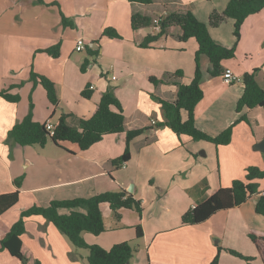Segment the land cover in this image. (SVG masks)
Returning <instances> with one entry per match:
<instances>
[{
	"label": "crops",
	"instance_id": "1",
	"mask_svg": "<svg viewBox=\"0 0 264 264\" xmlns=\"http://www.w3.org/2000/svg\"><path fill=\"white\" fill-rule=\"evenodd\" d=\"M228 1L151 0L150 4H141L128 0H43L46 5H40L36 0H0V92L19 96L15 103L0 96V195L13 192V181L22 177L17 204L0 215V240L20 212L33 205L47 206L51 201L132 187L134 198L141 202V218L123 210L116 221L107 205H102L106 231L82 234L87 244L109 250L115 244L137 241V252L129 264H209L219 247L220 264H244L225 249L260 264L248 237L250 231L264 233V217L255 212L257 195L215 213L199 225L184 226L181 217L220 188H230L234 180L245 181L248 167L264 171V151L253 149L264 140V109L236 111L245 73L256 70V82L264 89V9L246 18L235 57L221 62L222 71L231 70L239 81L227 83L222 76H211L208 58L199 59L203 97L194 109L195 125L214 137L242 116L249 122L234 126L228 145L216 147L187 136L177 137L168 127H161L149 141L143 135L131 141L130 159L122 168L110 171L107 163L125 151L124 133L106 135L83 151L75 144L51 143L48 155L45 151L49 143L40 148L7 141L8 131L29 112L33 121L52 126L61 115H68L67 124L76 127L80 119L94 113L101 94L107 90L119 100L129 130L147 128L151 121L161 122L163 114L156 97L173 100L176 86L155 85L151 79L181 71L177 82L188 84L195 70L197 44L193 39L179 41L180 29L173 26L155 42L143 46L146 37L157 33L152 27L132 30L131 17L139 14L153 21L190 11L208 26L215 42L230 46L235 41L232 20L226 19L218 27L208 25L210 14L221 13ZM62 16L72 26L63 27ZM105 29L119 38L104 36ZM79 38L86 45L84 54H75ZM57 44L58 58L37 52ZM31 69L54 83L56 106L49 104L42 87L29 81ZM91 80L97 82L91 85L94 88L90 96L84 98L81 93ZM20 83V87L10 88ZM186 118L183 112L182 119ZM26 149L33 159L23 156ZM37 162L43 170L37 178H46V183L33 185L27 170ZM252 182L258 184V192L264 190V179ZM32 223H37L35 233L46 243V264L87 263L86 256L76 252L52 224L33 216L26 219L21 236V251L28 264H41L27 249L33 241L28 228ZM137 225L141 228L140 239H136ZM0 264L21 263L7 251H0Z\"/></svg>",
	"mask_w": 264,
	"mask_h": 264
},
{
	"label": "trees",
	"instance_id": "2",
	"mask_svg": "<svg viewBox=\"0 0 264 264\" xmlns=\"http://www.w3.org/2000/svg\"><path fill=\"white\" fill-rule=\"evenodd\" d=\"M141 4H150L151 0H128ZM37 4L46 5L43 0H36ZM53 5V4H49ZM48 6V4H47ZM264 9V0H229L225 9L221 12H212L208 19L210 27H218L224 20L230 19L233 22L234 44L227 46L215 42L208 31V26L199 22L190 11L170 14L165 19H160V32L154 36H148L143 46L155 42L167 31L175 26L180 29L179 41L186 42L189 39L196 41L197 50L194 54L195 70L193 77L188 84L177 82L182 77L181 71L164 73L160 79H151L155 85L173 84L176 92L173 100L156 97L163 114V120L144 129L129 130L126 126V119L123 115L122 106L111 90L101 94L96 110L88 119H80L76 127L67 124L68 115H61L52 130L46 129V124L33 121L29 112L21 122L15 124L7 133V141L21 147L37 146L45 147L48 143L59 145L70 143L77 145L79 150H86L93 144L99 142L102 137L113 134H125L126 147L124 153L107 163L108 169L118 170L130 159L129 144L135 138L144 136L147 141L155 135V131L161 127H168L177 137L187 136L193 141H205L217 146L228 145L231 141L232 130L239 122L249 123L245 116L232 122L225 130L212 137L195 125L194 109L203 97L200 88L201 70L199 59L201 56L208 58L213 68L209 74L213 77L222 75L221 62L235 57V47L240 39L241 29L247 17L259 13ZM63 27L72 26L70 22L61 17ZM131 28L137 30L153 26V21L146 16L139 14L131 17ZM103 35L109 38H119L110 29H105ZM60 45L57 44L45 50H38L52 58L59 57ZM256 70L245 73L242 76L243 92L236 106L239 112L242 108L264 109V89L260 88L255 79ZM29 81L34 86H40L46 93L50 105L58 103L54 83L47 77L34 72L31 69ZM91 80L86 89L81 93L84 98L90 96L89 87L96 83ZM22 83L13 87H20ZM6 101L18 102L19 96H10L0 92ZM186 113V120L182 119V113ZM264 179V171L256 167H248L245 170V181L234 180L230 188H220L205 201L194 208L186 211L181 217L184 226L199 225L219 211H225L244 203L250 196L257 195L255 212L264 217V196L258 192V184L254 180ZM22 177L13 181L15 190L11 193L0 195V215L17 204L20 193ZM107 205L116 221L120 220V212L130 210L135 212L139 218L142 215L141 202L136 200L132 193L125 190L117 192H105L91 197H77L67 200L51 201L47 206L33 205L20 212L19 218L12 224L8 232L0 240V251H7L21 264H28L27 257L21 251V236L25 233V221L33 216L42 217L47 223L52 224L68 241L76 248L87 252V264H129L134 257L136 250L129 242L113 245L109 250L102 249L97 245L87 244L82 234L89 233L99 235L106 231L104 219L101 213V206ZM79 209L80 211H77ZM60 210H68V214H61ZM136 239L142 237L139 225L135 227ZM248 237L254 245L260 264H264V233L250 231ZM222 248H217L216 255L209 264H220L219 254ZM244 261V264H254L249 257L225 249ZM36 264H39L37 261Z\"/></svg>",
	"mask_w": 264,
	"mask_h": 264
},
{
	"label": "rangeland",
	"instance_id": "3",
	"mask_svg": "<svg viewBox=\"0 0 264 264\" xmlns=\"http://www.w3.org/2000/svg\"><path fill=\"white\" fill-rule=\"evenodd\" d=\"M75 54H84V51H75ZM53 121H55L53 119ZM51 143H49L46 146V155L49 154L50 150H51ZM28 152L24 153L23 156H28L29 159H33V154L29 151V149H26ZM43 170L40 167V162H37V164L35 165V167L30 166L29 169L27 170L28 172V180L30 182V184H44L46 183V178L42 179V178H37V177H41L40 174ZM38 173V174H37ZM46 175V172H44ZM27 187V185H25ZM1 226V225H0ZM37 223H32L28 225V228L30 229V238L33 240L28 246V253L30 255H32L34 257L35 260L40 261L41 264H46V243H44L41 239V237H37L35 231H37ZM130 246L132 248H134L137 252V241L134 242H130ZM76 252H78L79 254H81L82 256H87V252L86 251H82V250H78V249H74ZM87 264V263H86Z\"/></svg>",
	"mask_w": 264,
	"mask_h": 264
},
{
	"label": "built area",
	"instance_id": "4",
	"mask_svg": "<svg viewBox=\"0 0 264 264\" xmlns=\"http://www.w3.org/2000/svg\"><path fill=\"white\" fill-rule=\"evenodd\" d=\"M153 31L156 32V33H159L160 32V19H154L153 20ZM85 43L83 41V39L79 38L76 40V43H75V50L76 51H82L85 49ZM222 78L225 82L227 83H234V82H237L239 81L238 77L235 76L231 70L229 69H226L224 70V72L222 73ZM112 79H115L114 77H112ZM94 87L93 86H90L89 89H93ZM151 124L154 125L155 122L154 121H151ZM46 129L47 130H52L53 129V126L49 123L46 124ZM261 194L264 196V190L261 192Z\"/></svg>",
	"mask_w": 264,
	"mask_h": 264
},
{
	"label": "water",
	"instance_id": "5",
	"mask_svg": "<svg viewBox=\"0 0 264 264\" xmlns=\"http://www.w3.org/2000/svg\"><path fill=\"white\" fill-rule=\"evenodd\" d=\"M163 19H165L164 17H163ZM210 69H212L213 68V66H212V64L210 65V67H209ZM254 150H259V151H264V140L262 141V142H260V144H257L256 146H254V148H253ZM127 192L128 193H132V187H129L128 189H127Z\"/></svg>",
	"mask_w": 264,
	"mask_h": 264
}]
</instances>
